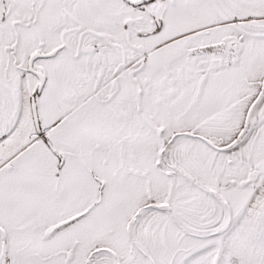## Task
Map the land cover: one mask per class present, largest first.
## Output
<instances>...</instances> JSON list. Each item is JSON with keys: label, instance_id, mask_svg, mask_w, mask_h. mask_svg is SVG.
I'll return each mask as SVG.
<instances>
[{"label": "snow or ice", "instance_id": "snow-or-ice-1", "mask_svg": "<svg viewBox=\"0 0 264 264\" xmlns=\"http://www.w3.org/2000/svg\"><path fill=\"white\" fill-rule=\"evenodd\" d=\"M0 264H264V0H0Z\"/></svg>", "mask_w": 264, "mask_h": 264}]
</instances>
